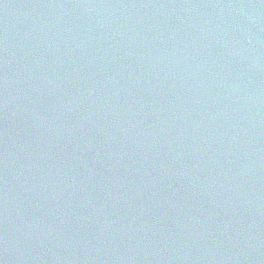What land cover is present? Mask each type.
I'll return each mask as SVG.
<instances>
[{
  "label": "water",
  "instance_id": "95a60500",
  "mask_svg": "<svg viewBox=\"0 0 264 264\" xmlns=\"http://www.w3.org/2000/svg\"><path fill=\"white\" fill-rule=\"evenodd\" d=\"M0 264H264V0H0Z\"/></svg>",
  "mask_w": 264,
  "mask_h": 264
}]
</instances>
